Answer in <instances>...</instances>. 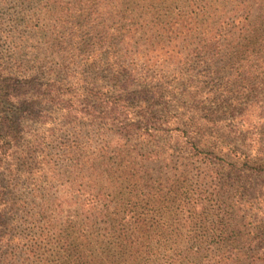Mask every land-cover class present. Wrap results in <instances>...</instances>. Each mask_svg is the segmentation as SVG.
<instances>
[{
    "label": "trees",
    "instance_id": "1",
    "mask_svg": "<svg viewBox=\"0 0 264 264\" xmlns=\"http://www.w3.org/2000/svg\"><path fill=\"white\" fill-rule=\"evenodd\" d=\"M39 4L52 61L5 54L0 35V175L22 154L33 243L56 230L60 264H264V195L226 181L264 175V0ZM51 103L77 124L57 149ZM214 168V189H183ZM6 188L0 229L16 204ZM64 207L75 215L61 225Z\"/></svg>",
    "mask_w": 264,
    "mask_h": 264
},
{
    "label": "rangeland",
    "instance_id": "2",
    "mask_svg": "<svg viewBox=\"0 0 264 264\" xmlns=\"http://www.w3.org/2000/svg\"><path fill=\"white\" fill-rule=\"evenodd\" d=\"M39 8V0H0V35L2 36V50L5 54L15 51L18 58L32 62H36L38 59H45V61L54 59L55 55L46 49L45 43L48 37H46V34L41 35L44 31L40 32L42 30L41 25L45 21L38 16ZM16 63L19 64V60ZM44 71L48 72L49 70L44 68ZM28 72H30V69ZM42 76L47 75L42 74ZM199 95L203 97L202 94ZM43 108L50 117L49 122H51V125L57 128V130H54L56 140L54 143L56 148L54 149H57L60 146L59 142L73 139L75 132H77L74 126H77V124L71 126L68 123L64 115V109L58 104H47ZM28 124L31 127L38 126L35 119L28 121ZM93 138L98 140L96 135H93ZM236 144L238 143L236 142ZM22 158V154H15V157L7 162L0 175L2 184L7 186L4 191L5 198H10L16 202L14 210L3 218L5 223L0 229L6 238L0 245V264H60L65 260L64 254L68 252H65V248L55 242L56 230H52L47 239L43 241L39 240L37 243H33L30 239L35 236L36 238L40 237L37 231L40 230L39 224L42 222L41 214L37 216L39 210L36 206L31 204L22 208L19 205V203L21 204L22 201L26 200L25 198H28L27 196L32 190L30 180L31 182L34 180V176H30L27 168L23 165ZM225 160L231 161L229 157H226ZM151 168L155 177L159 174L162 176L170 174V168L164 165L161 166V164H152ZM222 170L225 173L227 172V168H222ZM247 172L248 176H242V179L239 177L237 180H229L231 178L227 176L226 181L240 185L246 198H254L260 194L264 195V175L253 170ZM147 181L150 184H155L158 188H164L167 185L166 180ZM203 181L204 183H200V180H189L183 189L190 192L201 186L204 191L209 192L217 185V169L214 168V180ZM257 203L260 210H254L257 213L255 215L258 220L264 219V198L263 201L259 199ZM63 209L64 211L61 213H57V210L52 212L58 218H61V225L66 224L75 215L73 209L69 207ZM35 220L38 221L35 222ZM58 226L60 227L59 224ZM61 228L65 229L66 227L62 226ZM34 234L35 236H33Z\"/></svg>",
    "mask_w": 264,
    "mask_h": 264
}]
</instances>
